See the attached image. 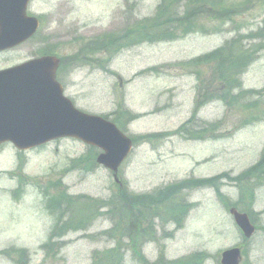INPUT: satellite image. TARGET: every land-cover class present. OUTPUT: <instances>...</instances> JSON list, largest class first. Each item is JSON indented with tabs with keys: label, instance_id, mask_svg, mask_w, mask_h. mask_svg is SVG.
<instances>
[{
	"label": "rangeland",
	"instance_id": "374dc122",
	"mask_svg": "<svg viewBox=\"0 0 264 264\" xmlns=\"http://www.w3.org/2000/svg\"><path fill=\"white\" fill-rule=\"evenodd\" d=\"M227 1L234 6L241 1L242 13L216 20L206 9L195 16L190 30L175 31L173 39L157 43L127 35L140 30L148 17L157 16L161 0L31 1L28 11L40 16L41 28L34 38L0 54V70L52 47L68 59L58 78L79 109L111 114L120 104L142 114L127 126L129 135L142 136L174 130L195 106L189 129L200 134L189 139L165 135L156 141L135 137L138 142L120 170L124 184L120 187L109 170L96 164L99 150L80 140L60 139L20 154L26 160L25 175L39 183L62 179L71 193L50 198V208L69 204L81 221V208L86 202L92 206L87 214L95 220L87 218L89 225L77 231H51L54 213L45 210L36 182L28 180L21 197L12 194L18 177L7 173L17 163V151L11 143L4 144L0 149V264H99L103 258H107L104 264H189L192 255V264H221V252L236 246L242 248V264H264V174L257 176L255 185L249 179L253 172L245 180L251 182L249 207L256 213L257 231L250 239L243 237L226 211L218 188H199L194 180L227 172L240 183V173L245 178L247 168L264 156V41L238 73L229 71L242 85L241 92L233 90L234 83L222 88L216 68L201 62L210 51L225 50V41L238 31L252 36L259 30L257 36H262L264 0ZM116 32L122 36L118 44L128 48L119 53L100 51L98 64L83 58L69 62L67 56L78 52L82 38L112 40ZM75 36L82 37L76 47ZM245 45L254 47L252 42ZM155 66L157 73L136 75ZM199 91L205 94L200 103ZM74 158L82 162L71 171ZM260 166L264 171V162ZM222 175L218 187L228 198L225 202H239L234 180ZM54 186L51 183L48 191ZM122 190L124 196L119 194ZM127 198L130 207L125 205ZM238 207L245 210L243 202ZM47 239L52 245L40 248ZM105 253L113 255L104 257Z\"/></svg>",
	"mask_w": 264,
	"mask_h": 264
},
{
	"label": "water",
	"instance_id": "95a60500",
	"mask_svg": "<svg viewBox=\"0 0 264 264\" xmlns=\"http://www.w3.org/2000/svg\"><path fill=\"white\" fill-rule=\"evenodd\" d=\"M29 0H0V50L31 37L38 28L26 16ZM58 60L44 57L0 72V144L12 141L25 149L71 136L104 150L97 161L115 173L129 154L132 141L99 116L76 110L55 82ZM247 237L254 232L246 214L232 210ZM240 250L222 253V264H239Z\"/></svg>",
	"mask_w": 264,
	"mask_h": 264
},
{
	"label": "trees",
	"instance_id": "16d2710c",
	"mask_svg": "<svg viewBox=\"0 0 264 264\" xmlns=\"http://www.w3.org/2000/svg\"><path fill=\"white\" fill-rule=\"evenodd\" d=\"M159 8L157 16L147 20V24L140 26V30L129 32L130 34L127 36L137 35L143 39L146 38L145 41L152 43L170 40L173 39L170 37L173 36L175 31L185 30L187 28L190 30L197 19L195 16L204 12V10L207 9L205 12L212 19H217L229 15L232 9L225 4L224 0H163ZM178 11L180 13H178ZM221 11H223L224 14L221 13ZM248 38H251V36ZM243 39L242 35H238L227 42L228 46L225 50L219 49L214 53L203 55L201 58L202 64H208L211 68H216L215 76L218 77V80L219 77L222 76L220 81L222 83V88L225 86V83L227 87L232 83L235 84H233L234 86L240 84L235 81V78L229 75V71L235 69L238 73L239 70L244 67L247 60L253 55L252 52L254 47L244 46L242 43ZM118 42L119 41L115 38L114 45L120 46L117 45ZM211 59L217 62L215 66L210 64L212 63ZM153 69L156 70L155 68ZM191 121L192 120H189L184 124L178 132L187 133V125L190 124Z\"/></svg>",
	"mask_w": 264,
	"mask_h": 264
},
{
	"label": "bare ground",
	"instance_id": "6f19581e",
	"mask_svg": "<svg viewBox=\"0 0 264 264\" xmlns=\"http://www.w3.org/2000/svg\"><path fill=\"white\" fill-rule=\"evenodd\" d=\"M0 54H1V52H0Z\"/></svg>",
	"mask_w": 264,
	"mask_h": 264
}]
</instances>
